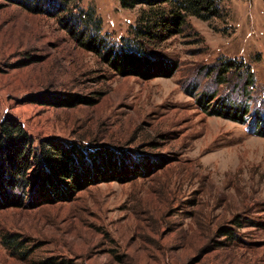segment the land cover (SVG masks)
<instances>
[{"label": "rangeland", "instance_id": "rangeland-1", "mask_svg": "<svg viewBox=\"0 0 264 264\" xmlns=\"http://www.w3.org/2000/svg\"><path fill=\"white\" fill-rule=\"evenodd\" d=\"M76 5L0 0V124L36 146L116 153L127 177L0 200V264H264V0H217L212 21L190 16L141 48L148 6ZM111 47L167 69L120 71ZM226 104L246 106L245 122Z\"/></svg>", "mask_w": 264, "mask_h": 264}, {"label": "trees", "instance_id": "trees-1", "mask_svg": "<svg viewBox=\"0 0 264 264\" xmlns=\"http://www.w3.org/2000/svg\"><path fill=\"white\" fill-rule=\"evenodd\" d=\"M35 1L42 3L54 2L68 11L69 8L77 9L78 5L76 4L79 2V0ZM216 1L121 0V5L127 9H131L136 5H145L149 7V12L153 14L150 18V25H144V33L136 32V36L140 39L138 41H140L141 48V41H144L148 36L152 35L150 39L164 40L165 33H179L181 28L188 23L187 19L190 16L212 21L218 14ZM69 14L71 16L70 11ZM81 16H85V18H81L87 23V26L95 25L98 31L100 30L101 21H95L93 13L84 14L82 12ZM88 42L93 46L102 47L104 40L96 35L90 37ZM137 53L111 47L106 49L104 54L107 55L106 57L109 58L110 63L120 71L127 68L130 69V73H133L131 71H137L140 75H143V71L139 67L142 68L144 65L149 71L158 73L163 72V68L167 69V65L163 62H152L147 57H142L140 53ZM135 66L137 68H133ZM236 67L237 64L227 61L223 63L220 70L222 74H225ZM198 102L203 108L205 107L203 100ZM224 108L225 113H228L231 119L243 122H245L244 117L249 114L248 108L244 105L231 104L227 106L226 104ZM205 110H208L207 106ZM258 119H260L259 116H256L255 122L259 127L258 132L261 134L264 131V121L259 122ZM115 154L106 150L91 152L84 147H65L51 141H41L36 146L34 138L20 122L12 118L5 119L0 124V200L22 206L26 191L30 188L32 189L31 199L35 198L34 194L37 191L46 200H51L52 198H58V195L62 197L60 189L67 187V184H72L73 187L70 185V188L78 189L82 183L101 179L112 180L114 178L120 180L126 178L128 166L122 157ZM31 170L34 173L33 185H31L32 181L28 177ZM67 192L65 191L64 194ZM44 198L43 200H45ZM223 235L228 234L225 232ZM10 243L12 242L10 241ZM10 243L6 242L5 244L10 247Z\"/></svg>", "mask_w": 264, "mask_h": 264}]
</instances>
